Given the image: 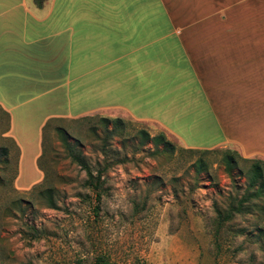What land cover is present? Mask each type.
<instances>
[{
  "label": "rangeland",
  "instance_id": "obj_1",
  "mask_svg": "<svg viewBox=\"0 0 264 264\" xmlns=\"http://www.w3.org/2000/svg\"><path fill=\"white\" fill-rule=\"evenodd\" d=\"M239 4L199 0V15L215 17L202 26L237 31ZM14 24L20 28L23 21ZM8 26L1 17L0 99L15 108L12 118L0 104V149L9 150V163H0V264H93L101 254L118 264H264V211L253 207L223 224L217 219L215 203L227 207L230 198L247 192L252 162L243 161L236 146L186 148L173 138L175 148L166 150L142 144L139 130L150 132L148 125L119 112L63 115L70 112L67 94L80 81L67 84V56H52L47 36L24 39L22 31L7 32ZM103 58L86 57L87 67ZM85 71L78 75L88 80L113 73ZM118 73V82H130V73ZM101 117H119L127 125L110 136ZM220 127L208 121L206 133L202 127L191 131L193 140L217 142ZM228 151L237 161L231 167ZM71 153L95 174L108 168L101 197L85 184L87 172ZM200 157L206 165L198 171ZM245 158L264 161L262 155Z\"/></svg>",
  "mask_w": 264,
  "mask_h": 264
},
{
  "label": "crops",
  "instance_id": "obj_2",
  "mask_svg": "<svg viewBox=\"0 0 264 264\" xmlns=\"http://www.w3.org/2000/svg\"><path fill=\"white\" fill-rule=\"evenodd\" d=\"M1 1L7 32L45 35L53 40L52 56H67V84L80 81L67 94L70 112L63 115L116 111L186 148L233 145L244 158L264 157V0H240L238 30L222 33L202 26L215 17L199 15V0H46L42 7ZM87 47L90 55L82 54ZM88 56L104 58L88 68ZM85 68L113 73L88 80L78 75ZM119 71L130 73V82H118ZM0 104L13 118L15 105ZM208 121L220 122L222 139L193 140L191 131L206 133Z\"/></svg>",
  "mask_w": 264,
  "mask_h": 264
},
{
  "label": "trees",
  "instance_id": "obj_3",
  "mask_svg": "<svg viewBox=\"0 0 264 264\" xmlns=\"http://www.w3.org/2000/svg\"><path fill=\"white\" fill-rule=\"evenodd\" d=\"M46 0H35V3L38 7H42ZM101 122L103 123V127L106 129V132L112 136L117 133L118 130H123L127 125V122L122 118H107L101 117ZM139 133H141L143 137L142 144H146L150 141L156 148L162 144L163 149L173 150L175 145L170 141L164 133H159L156 135H151L145 129H140ZM231 151H228L226 154L225 160L227 161V165L231 167L234 164H237V161L232 154H229ZM5 156V157H4ZM71 156L74 160H76L79 164H81L87 172V179L85 184L91 188H93L99 197H101V189L103 188L104 179L102 178L103 174L108 170L107 167H103L97 170V174L94 173V170L82 160L81 156L78 154L71 153ZM243 161L249 162L251 161V165H249L248 170L246 171L249 174L248 177V185L246 187L247 192L239 197H232L229 199V203L227 207L223 205H218L215 203V210L217 213L218 221L223 224L225 221L236 217L237 213H241L243 211H250L254 207L255 209H261L264 211V161L259 159L250 160L248 158L241 157ZM0 163H9V150L6 147H2L0 149ZM197 166V170H203L205 168V161L202 157L196 160L195 162ZM259 198L260 203L255 202L254 199ZM254 201V202H253ZM51 206H56L54 200H50ZM259 237L264 238V226L259 227ZM81 264V263H79ZM93 264H118L115 261H112L107 255L101 254L96 257Z\"/></svg>",
  "mask_w": 264,
  "mask_h": 264
}]
</instances>
